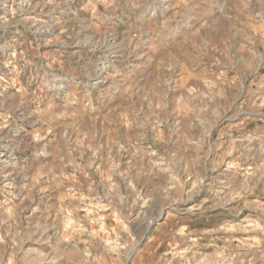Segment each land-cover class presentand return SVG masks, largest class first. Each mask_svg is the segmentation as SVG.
Segmentation results:
<instances>
[{"label": "rangeland", "instance_id": "374dc122", "mask_svg": "<svg viewBox=\"0 0 264 264\" xmlns=\"http://www.w3.org/2000/svg\"><path fill=\"white\" fill-rule=\"evenodd\" d=\"M0 264H264V0H0Z\"/></svg>", "mask_w": 264, "mask_h": 264}]
</instances>
